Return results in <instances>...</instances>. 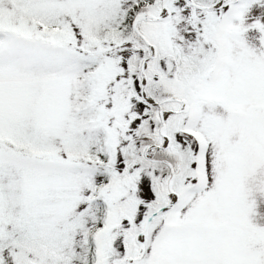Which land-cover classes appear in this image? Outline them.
<instances>
[{
  "label": "snow or ice",
  "instance_id": "snow-or-ice-1",
  "mask_svg": "<svg viewBox=\"0 0 264 264\" xmlns=\"http://www.w3.org/2000/svg\"><path fill=\"white\" fill-rule=\"evenodd\" d=\"M0 264H264V0H0Z\"/></svg>",
  "mask_w": 264,
  "mask_h": 264
}]
</instances>
